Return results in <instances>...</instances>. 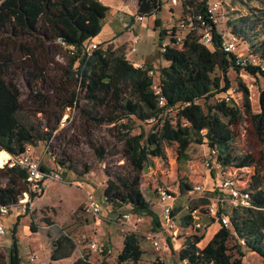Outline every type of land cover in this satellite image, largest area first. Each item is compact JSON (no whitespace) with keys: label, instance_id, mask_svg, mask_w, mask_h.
<instances>
[{"label":"trees","instance_id":"obj_1","mask_svg":"<svg viewBox=\"0 0 264 264\" xmlns=\"http://www.w3.org/2000/svg\"><path fill=\"white\" fill-rule=\"evenodd\" d=\"M163 2L139 0L138 14L144 16L157 12ZM181 2L189 14H203L212 31L213 42L212 45L203 42L196 26L186 33L181 47L167 44L165 50L161 48L168 64L159 67V80L156 81L155 75L149 73L151 66L135 65L128 58L125 44L115 46L105 40L97 42V47L90 52L85 50L101 31L103 18L107 15L108 6L102 0H0V148L19 154L28 144L37 145L44 141L50 146L53 130L67 107H77L87 122L95 126L111 123L110 131L122 143L127 163L116 167L107 165L106 199L114 210L127 206L132 211L150 216L154 229L160 225V213L141 189V174L154 156H165L167 141L178 143L180 156L187 154L193 141L205 142L218 148V159L225 166L254 167L252 154L235 152L232 125L251 117L260 136L264 87L260 89L261 109L256 112L243 81L238 87L244 93L243 103L218 99L232 87L229 69L241 67L233 60L236 54L223 48L222 32L215 16L207 9L208 0H201L197 5L195 0ZM241 19L234 21L231 33L239 40L240 36L245 39L250 44L249 51L261 62L245 68L252 74L264 76V35L260 37L257 33L258 36L253 37L244 33V24L237 27ZM161 22L162 16L157 14L155 28L158 29L160 47L168 36L170 42L176 40L173 34L178 28V24L164 27ZM58 37L73 48H69V65L63 69V65L57 66L62 72L52 74L46 64H41L39 53L57 44ZM216 69L220 73H215ZM21 78L29 86L32 97L39 102L45 121L36 118L22 103ZM51 91L56 92L54 101L49 95ZM161 96L166 101L163 106L159 104ZM151 118L154 120L149 121ZM137 121H148L152 126L149 129L141 126L139 132H133ZM260 140L264 144V138L260 136ZM91 146L99 160H106L104 145L92 141ZM61 162L77 172L88 171L92 164L84 163L83 169L78 170L75 162L67 165L66 161ZM42 168L49 169L45 165ZM26 177L27 170L21 165L0 167V204L18 202L25 191L30 192L31 198L37 195ZM248 186L251 204L232 206L229 210L231 227L220 226L204 246H199L198 242L205 233L189 234L178 251L181 258L188 257L196 264H245V246L257 252L264 261V188L255 174ZM191 187L190 181L180 178L181 192L185 193ZM19 220L20 215L14 222L13 231H16ZM31 228L36 230L33 223ZM232 240L234 250L229 246ZM141 241L142 237L136 231L127 232L116 264L138 262L144 252ZM16 242L14 236L9 247L8 264H22ZM170 245L173 247L171 241ZM76 246L74 238L63 231L52 240L50 258L69 257ZM70 264H106V259L98 263L89 258V253H83Z\"/></svg>","mask_w":264,"mask_h":264},{"label":"rangeland","instance_id":"obj_2","mask_svg":"<svg viewBox=\"0 0 264 264\" xmlns=\"http://www.w3.org/2000/svg\"><path fill=\"white\" fill-rule=\"evenodd\" d=\"M107 15L103 18L105 21L104 30L94 36V40H103L118 32L129 41L125 46L127 52H131L132 59L141 61L145 66H151L155 70V80H159V67L168 64V60L163 56L159 44L158 29L153 26L155 16L145 15L144 19L138 16L136 31L124 26L126 17L120 20L118 15L129 16L128 24L133 22V14L123 12L122 4L116 0H109ZM164 9L160 10L162 16L161 26L171 27L172 24H178L181 19L189 15V10L182 6L181 0L173 2L172 0H163ZM196 5L201 0H195ZM208 2H217L215 19L220 32H233L234 21L237 27L245 26L244 33L254 37L264 35V0H208ZM175 14V15H174ZM173 15L172 20L170 16ZM109 19V20H108ZM262 20V21H261ZM239 22H241L239 24ZM263 24H262V23ZM123 30V31H121ZM125 32V33H123ZM135 32V33H134ZM136 32L140 40L133 44V35ZM170 36L164 41H169ZM52 44L48 49L39 53L41 64H46L52 74L62 72L57 66L67 67L71 59L69 48L62 45L59 41ZM113 45H115L113 43ZM135 46V50L132 46ZM250 44L240 36L238 49L248 52ZM264 65V63H263ZM215 73H220L216 69ZM231 80V88H236V97L243 103L244 93L239 90L240 82H244L250 92V100L253 111L261 109L260 89L264 87V76L261 74H252L245 67H231L228 71ZM22 79V78H21ZM23 87L22 103L35 114L36 118L44 119V113L39 110V102L31 95V90L24 79L21 80ZM49 90V88H45ZM50 98L56 99V92L49 93ZM112 124L103 123L95 126L81 115L77 107H67L64 109L60 123L53 130V139L51 145L44 141L37 145L31 144L30 150L34 156L39 157L46 167L60 171L63 174L61 179H46L44 191L33 198L29 197L27 202H22L18 207L12 208L5 216H2L4 224L7 225L6 232L0 235V264H8V252L10 244L15 236L17 240L18 254L22 264H68L83 253H89V258L101 263L106 259V264H116L117 256L122 248L124 236L130 230L123 228L118 214L129 209L127 206L114 210L107 201L104 190L107 184L108 164L116 167L126 165V156L122 153V143L110 131ZM141 126L149 129L152 123L148 121H137L133 132H139ZM234 129L233 147L237 154L250 153L255 157V166L249 169L237 172L242 179L257 176V180L264 188V144L260 136L264 138V117L260 120L258 136L256 127L251 117H245L239 123L232 125ZM104 145L106 148V160H99L91 146V142ZM165 156H154L144 166L141 174V189L152 202V206L160 213V202L157 197L156 188L159 185H167L178 194L177 202L186 201V193L180 191V178L195 184L202 183L207 189H211L215 182L216 168H210L205 165V153L208 151L207 143L193 141L187 149L185 156H180L178 143L167 141L165 143ZM61 161H66V165L75 162L78 170H82L84 163H92L88 171L77 172L74 168H68ZM62 167H61V166ZM213 175V176H212ZM220 179V178H219ZM92 192L102 206L100 215L87 214L83 209V201L87 192ZM25 198V194H23ZM22 198V199H23ZM24 201V200H23ZM233 204H228V210H231ZM20 220L16 231H13L14 222ZM116 220L118 222H116ZM31 223L35 225L36 230L31 228ZM143 228H151V217L145 216ZM220 225L217 222L207 226L200 231L205 233L204 238L198 242V245L204 246L209 241V236L213 230H218ZM67 232L76 241V249L73 254L65 259L52 260L50 252L52 240L61 232ZM143 237V232L138 231ZM192 230L183 233L174 243V250L161 252L154 249L145 241H141L144 250L141 259L136 262L123 264H182L178 251L183 246L187 236ZM96 241L100 247L94 250L90 243ZM234 241L229 242L230 249L233 248ZM106 248V252L103 249ZM245 255L243 260L245 264H264L262 257L255 251L248 250L245 246ZM36 252L38 257L35 261L30 260V255Z\"/></svg>","mask_w":264,"mask_h":264},{"label":"built area","instance_id":"obj_3","mask_svg":"<svg viewBox=\"0 0 264 264\" xmlns=\"http://www.w3.org/2000/svg\"><path fill=\"white\" fill-rule=\"evenodd\" d=\"M176 2L177 0H172ZM208 11L212 16H215L218 9L217 2H209L207 5ZM139 18H143V15L138 14ZM198 26L201 33V40L209 45H212L213 34L207 21L201 12L196 14H189L186 18H183L178 23V28L173 34L175 41H164L161 44L163 50L166 49L167 44L182 46L183 38L186 33ZM222 45L223 48L230 53H235L233 60L235 64L240 67H247L250 64H260V60L257 55L252 52L237 53L239 38L236 34L231 32H222ZM68 48L73 46L67 45L66 42L58 37L57 39ZM139 40V35H135L133 44ZM97 47V42H90L86 47V51H91ZM135 50V46H132ZM149 73L155 75V70L152 68ZM157 91L160 89L156 86ZM236 88H229L225 93L221 94L218 99L226 100L230 103L241 104L236 97ZM165 98L163 96L159 99L160 105H165ZM170 110L174 108H168ZM151 118L149 121H153ZM205 143V142H203ZM31 144H28L26 150L19 154H14L8 149L0 148V167L21 165L27 170V181L37 195L43 193L44 184L46 179H61L62 173L52 169L42 168V162L39 157L34 156L30 150ZM48 145V144H47ZM205 165L207 167L216 168V174L214 185L211 189H207L202 183L192 184V187L185 192L186 201L182 203L177 202L178 194L175 190L167 185H159L156 188L157 197L160 202V225L157 229L143 228L145 216L139 212L127 209L118 214V219L122 222V226L126 230L141 231L143 232L142 240L151 245L154 249L159 251H173L175 248L170 245V241L175 245V241L185 232L192 230V233H200L207 226L217 222L220 226L231 227L230 213L227 208L228 204L233 205H250L251 204V190L249 189V179H242L238 174L240 171L249 169L251 166H225L218 159V148L208 146V151L205 153ZM220 178V179H219ZM18 202L10 205L0 204V235L6 232V225L1 220L2 215L8 213L12 208L18 207L22 202H27L30 196L29 191H25ZM23 198V199H22ZM24 200V201H23ZM202 201L198 205L195 202ZM83 209L87 214L100 215L102 212V206L96 199L92 192H87L83 201ZM188 221V222H186ZM118 222V221H117ZM152 225V224H151ZM202 233V232H201ZM90 246L97 250L100 245L96 241H92ZM200 246V245H199ZM174 248V249H173ZM176 250V249H175ZM174 250V251H175ZM38 257L36 252L30 255V260L35 261ZM180 257V256H179ZM182 264H196L195 261H191L188 257L181 258Z\"/></svg>","mask_w":264,"mask_h":264},{"label":"crops","instance_id":"obj_4","mask_svg":"<svg viewBox=\"0 0 264 264\" xmlns=\"http://www.w3.org/2000/svg\"><path fill=\"white\" fill-rule=\"evenodd\" d=\"M108 7L110 6V1L109 0H102ZM117 2H119V3H121L122 4V11L123 12H130V13H132L133 14V16H134V18H133V22L132 23H130V24H128V19H129V16H126V15H118V14H116L114 17H112V18H116V17H118L120 20H123L122 18H123V16H125L126 17V21H123L124 22V26L125 27H127V28H129V29H133V31H136V27H137V21H135L136 19H137V16H138V5H139V0H116ZM162 9H164V11H165V3L163 2V4H162V7H161V9L160 10H162ZM160 10L159 11H157V12H153L152 14H149V15H154L155 17H156V15L157 14H160L159 12H160ZM175 15V14H174ZM145 18V15L143 16V18L142 19H144ZM170 18L173 20L174 19V17H173V15H171L170 16ZM139 19H141V18H139L138 17V20ZM109 20V19H108ZM154 22H155V19H154ZM104 25H105V21H104V23H102V29H101V31H103L104 30ZM153 26H154V28H155V24L153 23ZM156 29V28H155ZM120 31V30H119ZM113 32L114 34L113 35H111V36H109L108 38H104L103 40H94L93 39V42H101V41H105V40H108V41H110V42H112V43H114L115 44V46H118V45H123V44H128L129 43V41L128 40H126L123 36H120V32ZM121 31H123V30H121ZM123 33H125V32H123ZM135 33V32H134ZM135 35H139L137 32H136V34H134L133 35V39H134V37H135ZM94 38V37H93ZM132 39V40H133ZM139 40H140V36H139ZM138 40V41H139ZM237 53L238 54H241V53H243V51H241L240 50V48L237 50ZM126 54H127V56H128V58H130L132 61H134V64L135 65H143V63H141V61H139V60H136V59H132V54H131V52L129 53V52H127L126 51ZM50 169V168H49ZM3 216V215H2ZM5 216V215H4ZM1 220L3 221V219H2V217H1ZM4 222V221H3ZM116 222H117V220H116ZM5 223V222H4ZM6 225V224H5ZM6 227H7V225H6ZM216 232V230H213L212 231V234L209 236V239L214 235V233ZM9 253V252H8ZM66 258H68V257H66ZM62 259H65V258H62ZM60 260V259H59ZM68 264H70V263H68Z\"/></svg>","mask_w":264,"mask_h":264}]
</instances>
